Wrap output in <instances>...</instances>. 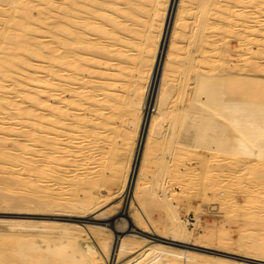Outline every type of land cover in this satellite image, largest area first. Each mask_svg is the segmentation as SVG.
I'll return each mask as SVG.
<instances>
[{
  "label": "bare ground",
  "instance_id": "6f19581e",
  "mask_svg": "<svg viewBox=\"0 0 264 264\" xmlns=\"http://www.w3.org/2000/svg\"><path fill=\"white\" fill-rule=\"evenodd\" d=\"M137 1L124 2L129 10L119 11L116 19L139 24L135 14L144 15V11ZM187 1L191 3L189 14L180 12L174 32L176 37L186 39L182 40L184 55L179 59L173 48L167 54L170 61L163 66L177 0L150 2L154 16H161L165 22L160 40V30L153 29L154 16H149L143 21L146 29L142 39L134 40L116 24L119 37L113 43L106 40L105 32L94 33V24L103 23L109 13H104L99 0H62V19L46 39L51 68L44 77L37 76L40 83L49 84V92L46 97L36 93L34 110L23 107L25 92L20 87L34 75L31 44L35 41L32 37L21 39L18 34L4 38L0 32V207L13 214L0 218V264L264 261V194H255L251 182L248 184L238 170L247 163L264 162V0ZM5 5H13L8 13L11 17L14 7L23 3L0 0V16ZM187 15H192L194 22L179 23ZM96 43L115 47L112 53L101 51L111 62L100 71L95 61L83 62L84 67L81 59L97 52L92 47ZM146 52L150 53L148 61ZM172 63L183 65L174 69H180L183 75L179 86L168 76ZM191 79L195 85L190 102L185 104L182 98ZM123 83L125 91L121 90ZM176 91L181 97L175 101ZM125 114L130 125L128 149L133 152L126 167L121 166L115 147L121 133L116 120ZM18 132L24 138L18 137ZM162 137L171 145L183 147L179 157L185 154L183 149L193 148L210 152L214 161H227L222 166L225 171L213 174L207 187L217 204L239 216V221L250 215L246 224L236 229L238 237L224 228L197 230L200 216L192 224L181 215L162 177L169 171L167 164L154 179L143 173L149 140ZM171 155L168 150L162 158ZM75 169L80 170L71 174ZM121 176L125 179L121 194L110 198L119 199L121 209L112 215L110 209L117 203L106 207L112 203L108 197L113 187L107 194L95 190L103 184L116 185ZM141 178L152 182L145 186L143 202L148 208H162L167 216L164 231L151 210L137 200ZM53 180L56 184L51 183ZM65 181L72 183V189L62 186ZM102 197L107 199L103 201ZM52 205L53 215L68 212L78 218L95 216L70 222L19 216L48 215ZM95 232L113 238L100 245L102 256L90 253L81 239V235L94 239ZM183 244L200 248L194 250Z\"/></svg>",
  "mask_w": 264,
  "mask_h": 264
},
{
  "label": "rangeland",
  "instance_id": "374dc122",
  "mask_svg": "<svg viewBox=\"0 0 264 264\" xmlns=\"http://www.w3.org/2000/svg\"><path fill=\"white\" fill-rule=\"evenodd\" d=\"M103 6L102 9L104 13L109 12L108 14H105L106 17L103 23H97L94 24L96 30L94 33L100 34L104 32L106 33V40L110 42H118V40L115 37H119V28H117L116 24H119L124 27L128 32L130 37H133L134 40L137 38L139 40L144 37V30L146 27L143 25V21H148L149 16H154L155 10L152 8L150 2L151 0H138L136 3L140 6L141 10L144 11V15L135 14L136 18L139 20L137 23L131 20L130 22H120L118 19H116V14L119 11H128L129 5L125 6L124 2L133 1V0H99ZM23 3L22 6L14 7V12L12 16L10 17L8 15L9 11L13 9V5H5V11L2 16H0V32L3 33V37L10 36L13 37L15 35H19L21 39H27L32 37L35 43H32L31 46H33V53H34V65L32 67L34 75L32 77H29L25 82H22L24 84L21 85L20 89L25 92L23 107H28L32 110H34V100L35 95L37 92L40 93V95L45 96L48 95V87L49 84L46 83H40L39 80H37V76H45L50 70V59H51V53L49 50V45L46 42L48 32L53 31V26L58 25L62 19L60 13V8L63 5L62 0H21ZM191 7V3L187 0H177L176 6H175V13L172 17V21L170 24V28L166 43L164 46V55H163V66L166 62L170 61V58H168V53L172 52V49L174 48L175 51L179 54L178 58L180 59L182 57V53L184 55L185 51V44L182 42V39L180 36L174 35L175 28H176V22H178V19L180 18V12L182 10H186L185 12L189 14L188 8ZM105 8V9H104ZM185 13V15H186ZM184 14V12H183ZM166 21V20H165ZM185 23V24H192L194 21L192 19V15L184 16V20H179V23ZM2 23H6L5 26L2 25ZM130 24V26L128 25ZM153 23V29L155 31L160 30V36L159 40L164 36L165 31V22L161 20V16L155 15L154 19L152 20ZM22 25H26L27 29H21ZM161 25V26H160ZM160 26V27H159ZM3 27L5 29H3ZM4 30V31H2ZM159 33V32H158ZM136 37V38H135ZM175 39V44H173V41ZM37 43V44H36ZM121 43V42H120ZM8 46L12 47L13 44L8 43ZM93 49H96L97 52L93 53L91 56L82 55L81 59L82 64L84 67H86V64L83 63L87 60H93L97 64V70L100 71L105 64H110L111 61H108V58L101 53V51L110 52L112 53L113 49L115 47H110L107 45H99L94 44L92 45ZM113 48V49H112ZM150 53L146 52L144 54L146 60L148 61L150 59L149 57ZM178 61V60H177ZM171 66V67H170ZM169 66L168 70V76L169 79H173L177 86L183 83L182 80V73L179 70H175V68H181L183 67L182 64H175L172 63ZM22 67L17 66V69H21ZM168 69V67H167ZM167 71V70H166ZM125 81H127V78L124 77ZM81 83V81L79 80ZM125 83H123V88L121 90L125 91L127 88H125ZM195 85V81L193 79L188 81L187 85V92H185L184 97L182 98L185 104H188L190 102V96H191V90ZM47 87V88H46ZM179 91L174 93V100L176 101L179 99ZM44 106V105H43ZM128 107L124 108V112H126ZM35 112V111H33ZM128 113V111H127ZM117 125L120 127V135H119V141L116 143L117 149H118V157L121 163V166L125 167L127 165H130L132 153L130 149H128V142H129V131H130V125H129V116L128 114H125L124 117L119 118L116 120ZM135 140L139 136V131H137L135 135ZM18 137L24 138V134L18 132ZM29 143H34L33 141L29 140ZM182 146L176 144H169L166 140V138H153L150 139L145 151V156L142 164L143 173L148 175L150 178L154 179L156 177H159L160 174L163 173V166L167 164L169 167V171L166 174H163L162 177L167 182V186L170 190V193L173 197V203L178 207L181 215L183 217L187 218L192 224L197 223L198 219L197 217L200 216L201 220H199V227L200 228H224L225 230L233 231L232 236L234 238L238 237V233L236 232V229L240 227V225L246 224V217H249L250 215H244L242 216V220L239 221L240 217L235 216L236 214L233 213H227L224 209L221 208L220 205L217 204V198L213 195L210 188L207 187V183L209 179L213 176V174L216 173H223L222 171H225L224 168H222L223 164L227 161L223 160H213L210 152H204L199 151L193 148L190 149H183V153L179 157V152L182 150ZM168 150H171L172 155L164 160L162 158V155L165 154ZM178 155V156H177ZM117 161V160H116ZM58 169H61V167H58ZM76 171L71 174H75L76 172H79L80 169H75ZM240 176L246 179H248L251 182V187H253L254 193L264 194V162H253V163H247L242 165L239 169ZM25 172V171H24ZM26 177H28L27 173H23ZM69 176V175H68ZM78 180V179H77ZM124 177L121 176L119 182L116 185L109 186V185H101L96 187L98 191L103 190L104 194H107L109 187H113L112 193L108 200H111V204L108 205L106 208H110L114 204L118 202L119 199L114 200L110 199L112 197L118 196L121 194V186L124 183ZM57 180L51 181L52 184H56ZM76 181V180H74ZM41 184H45V182H40ZM40 184V185H41ZM70 181H65L63 183V187H68L66 190L72 189ZM152 182H148L147 179L141 178L139 180V192H138V202L144 209H150L152 212V217L157 221V224L159 225L160 230L164 231L167 227V216L164 213L162 208H159L157 206H151L150 208L147 207V205L143 202V192L146 185H150ZM56 188L61 187L60 185H55ZM27 190V189H26ZM239 190H242L240 188ZM22 192V190L18 191ZM71 192V191H67ZM21 194V193H20ZM106 200V197H102L101 200ZM114 200V201H113ZM57 202V201H56ZM55 206L52 205L49 208L48 215H41V214H19L22 218H37V219H48L52 221H60V222H70L72 219H78V220H88L94 216L91 214L88 215V217L85 218H78L70 214L68 212L60 213L58 215L55 214ZM121 209V203H117V205L113 206L110 210L111 214L115 215L117 212ZM13 214H10L8 210L3 209L0 207V218H5L7 216H10ZM16 216V215H14ZM190 228H196L195 225H190ZM82 242L85 247L88 248L89 252L92 254H99L101 255L100 245L103 246V244L108 243L109 241H112V237H108L103 233L95 232V238H89L86 235H81ZM162 240H165L168 242V240L161 238ZM189 248H192L196 250L197 248H200L195 245L190 244H183ZM132 248V247H131ZM136 248V247H135ZM129 250L130 247H129ZM134 250V247H133ZM217 253H221L218 251H215ZM229 256H233L232 254H227ZM135 256V255H134ZM239 257V256H238ZM257 264H264V261H255Z\"/></svg>",
  "mask_w": 264,
  "mask_h": 264
}]
</instances>
